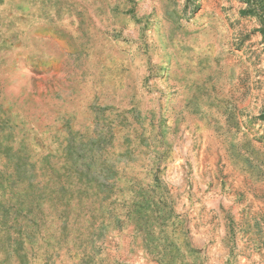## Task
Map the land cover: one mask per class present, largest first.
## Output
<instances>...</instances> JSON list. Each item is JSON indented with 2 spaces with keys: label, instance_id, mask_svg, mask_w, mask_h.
Segmentation results:
<instances>
[{
  "label": "rangeland",
  "instance_id": "obj_1",
  "mask_svg": "<svg viewBox=\"0 0 264 264\" xmlns=\"http://www.w3.org/2000/svg\"><path fill=\"white\" fill-rule=\"evenodd\" d=\"M0 264H264V0H0Z\"/></svg>",
  "mask_w": 264,
  "mask_h": 264
},
{
  "label": "crops",
  "instance_id": "obj_2",
  "mask_svg": "<svg viewBox=\"0 0 264 264\" xmlns=\"http://www.w3.org/2000/svg\"><path fill=\"white\" fill-rule=\"evenodd\" d=\"M202 47V44L201 43H198L197 45H196V49L198 50V49H200ZM175 55V54H174ZM177 58H176V60H175V56H174V61H173V64H174V66H176L177 67V69H174V72L176 71L177 72V74H183V73H185V74H188L189 73V71L188 70H180V69H178L179 67H178V65H179V62H178V56H176ZM172 68H173V66H172ZM198 74H202L203 75V73H198ZM199 80V81H198ZM187 82L188 83H190V82H195V83H197V82H202L203 84L205 83V77H203V76H201V77H199V79L197 78V79H195V78H191V77H187ZM202 87H207V86H205V85H202Z\"/></svg>",
  "mask_w": 264,
  "mask_h": 264
}]
</instances>
